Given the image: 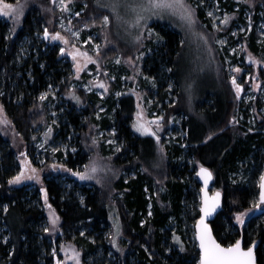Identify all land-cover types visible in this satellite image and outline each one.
Returning a JSON list of instances; mask_svg holds the SVG:
<instances>
[{
  "label": "trees",
  "instance_id": "obj_1",
  "mask_svg": "<svg viewBox=\"0 0 264 264\" xmlns=\"http://www.w3.org/2000/svg\"><path fill=\"white\" fill-rule=\"evenodd\" d=\"M4 1L17 3V0ZM28 1H36L37 4H30V7L35 8H30L23 20L0 23V104L23 140L21 146H15L0 132V264H55L57 257L52 255L51 250L56 248L52 240L57 237L80 249L83 264H91L89 259L101 253L104 260H97L93 264H198L200 252L187 242L184 229L200 219V204L196 194L199 183L193 182L191 177L196 169L202 167L213 172L214 186L224 188L223 210L211 224L216 239L224 246L242 239L244 248L253 246L255 242L258 245V264H264V224H258L259 217H251L241 229L233 222L235 215L249 210L254 203L258 193L256 185L231 182V177L248 165L247 161L251 157L258 161L255 154L258 149L264 148V137L260 134L244 136L243 129L228 127L234 107L224 67L221 80L225 97L209 93L204 102L196 106L194 114L183 119L181 129L183 133L186 132V136H179L175 145L165 148L164 158L158 152L156 138H143L133 131L137 114L134 95L122 96L109 106L111 118H106L101 126L104 129L114 128L118 142L123 144L120 153L113 152L114 161L122 166L127 164L129 171L137 173V178L129 182L124 178L118 181L117 195L124 196L119 199L116 197V203L109 202L107 194L99 187L72 186L71 183L75 182L73 178L62 181L63 176L54 175L53 169L47 172L50 156L45 165L34 164L48 173L44 176L42 188L29 190L32 185L9 183L22 172L23 159L29 160L35 155L33 146L40 135L37 130L52 122L51 104L42 101L40 95L53 85L59 89V94L66 96L70 93L72 83L70 65L59 58L60 49L57 45L43 50L46 43H41L38 59L36 53L23 65L18 64L19 46L26 39L34 40L49 21L47 10L50 0ZM219 1L223 3L224 0ZM90 2L95 5L92 0ZM255 2L254 20L258 25L264 21V0ZM197 17L202 25L210 22L203 7L197 10ZM240 20L245 21L242 20V14ZM158 29L164 44L145 63V71L157 79V91L152 90V96L157 92L158 103L162 106L159 110L164 112L165 109L166 116L170 118L188 111L176 73V60L182 43L177 32L163 27ZM258 39V29L255 28L247 38L248 48L254 55L259 53ZM224 61L222 59L223 65ZM173 84L175 90L167 88ZM231 85L235 89L233 82ZM244 88L242 86L243 91ZM177 94L179 102L173 104ZM78 95L79 99H85L87 108L79 110L80 100L76 101L78 96L74 94H71L74 102H69L63 113L61 107L55 108L62 117L60 128H55L57 132L60 130L57 135L67 137L73 133L78 136L74 141L76 153L69 152L66 157L60 149L56 154L58 164L71 169V172H78L89 162L90 148L86 143V135L89 123L97 124L95 107L98 98L95 95ZM158 103L153 109L158 108ZM25 152H28L27 156ZM154 152L155 161L150 159ZM123 156L126 160L120 163ZM188 157L193 161L192 167ZM144 167L148 168V172H142ZM154 168H160L163 171L161 173L168 176L161 203L153 198V189L157 188L153 180ZM149 192L151 196H148ZM151 203L152 212L149 208ZM259 205L263 204L259 202ZM48 207L54 209L60 219L53 236L46 233L43 226ZM174 228H178L183 243L180 241L177 244L171 240ZM113 229H121L123 234L119 247L109 242ZM116 233L119 234V231ZM5 236L7 242H3ZM123 249H127L125 257L120 256ZM109 254L117 258L116 262L108 260Z\"/></svg>",
  "mask_w": 264,
  "mask_h": 264
},
{
  "label": "rangeland",
  "instance_id": "obj_2",
  "mask_svg": "<svg viewBox=\"0 0 264 264\" xmlns=\"http://www.w3.org/2000/svg\"><path fill=\"white\" fill-rule=\"evenodd\" d=\"M95 5L91 4L90 0H50L49 21L42 27V33L36 34L34 40L26 39L19 47L18 64L23 65L24 61L32 55L39 54V45L46 43L43 50L57 45L59 49V58L63 63H68L71 68V90L66 96L59 94V89L53 85L48 91L42 93L40 97L44 102H50V110L52 122L44 124L37 132L40 134L37 141L34 142L35 155L28 159H23L22 172L26 176H32L31 179H23L18 185H32L29 190H34L36 187L44 186V176L50 170L54 175L63 176V180L73 178L80 186L99 187L108 196V201L113 202L116 197L119 199L123 194L117 195L116 185L119 180L124 178L126 182L137 178V173L133 170L129 171L128 165L115 163V155L121 152L123 144L118 142L116 131L110 127L104 129L101 125L106 118L110 119L108 113L109 106L122 98V96L132 94L137 102V114L133 121V131L136 135L143 138H156L158 141V152L165 157V148L176 144V138L179 136L185 137L186 132H182L183 119L194 114V110L198 104L204 102V99L209 93H215L220 97H225V89L221 78H223L222 68L224 67V75L227 76V88L229 96L234 107L233 113L228 119V127L231 129H243V135L260 134L264 137V21L255 23L254 12L256 8L255 0H224L220 3L219 0H186L194 13L195 25L189 27L178 14H173L171 11L163 12H141L136 5L146 3V0H92ZM18 2V0H17ZM25 0H19V3H24ZM33 2V1H32ZM27 0V7L24 9V14L19 19L14 15H5L0 13V23L7 24L11 21H21L25 18L30 7ZM4 4H10L3 0ZM33 2L32 5L35 6ZM117 3L119 5L117 12H113L111 5ZM17 3L13 4L16 5ZM203 7V12L208 17L209 24L202 25L197 17V10ZM101 10V12L99 11ZM7 12L8 10L5 9ZM243 11V13H241ZM79 13V15H77ZM211 13V15H209ZM242 20H245L242 22ZM46 15V13H45ZM103 15L101 18L100 16ZM109 16V22L105 25L103 17ZM142 15L144 19L137 21V17ZM229 19L224 23V18ZM158 27H163L166 30L177 32L181 38L182 48L178 59L176 60V73L181 91L187 106V112L180 115L166 116L167 112L161 109V104L158 103L157 92L152 96V90L157 91L156 81L145 71V63L157 54L158 48L164 44L160 36ZM47 28L50 34L60 32L62 36L68 39V43L63 40H53L51 35L47 40L44 39V30ZM258 29L260 46L258 55H254L248 48L247 38L252 31ZM232 29V31H229ZM78 33V35H74ZM12 36L11 38H13ZM139 37V39H137ZM202 37H206L207 41ZM91 38V39H90ZM97 45L99 48L97 49ZM75 53V58L73 54ZM86 53L87 55H83ZM91 57V60L88 59ZM39 55L36 56V59ZM222 59H225L224 65ZM239 68L240 71H236ZM162 76V74H161ZM233 77L236 79V84L240 85L239 95L235 85L233 89L231 83ZM103 83L104 87L100 84ZM242 86H245L244 91ZM159 87V86H158ZM179 87V88H180ZM170 90H175L174 84L167 86ZM235 90V91H234ZM78 93L83 96L95 95L98 98L96 105L95 118L97 124L89 123V132L86 135V143L90 148L89 162L95 164L98 168L96 179L80 180L75 175L76 172H71L67 168H62L56 157L59 150H63L64 154L69 152L76 153L74 147L76 136L73 133L67 137H60L57 134L60 130L62 121L61 115L55 111V108L61 107V113L66 109L69 102H74V94L78 97ZM52 96V98H48ZM174 98L173 104L179 102ZM73 99V100H72ZM84 99V98H83ZM79 99V110L87 108L85 99ZM77 101V99H76ZM158 103V108L153 109ZM160 111V112H159ZM144 124L150 128L156 135L151 132L144 133L137 131V126ZM167 130V131H165ZM0 132L10 139V143L15 146H21L23 140L12 127L4 108L0 104ZM78 137V136H77ZM188 148L187 145L184 146ZM28 152H25L27 156ZM258 161L250 158L244 168L238 170L231 177L233 184L240 182L247 185H256L258 193L255 201L249 210L244 211V222L250 219L257 208L254 205L260 202V184L261 176L264 172V148L258 149L255 154ZM48 156L51 158V163L47 165L49 170L46 172L40 166L48 162ZM156 152L150 157L155 161ZM189 165H193V161L187 158ZM126 157H122L120 163L124 162ZM164 160V159H163ZM81 167L78 171L83 172L85 167ZM31 169H36L33 173ZM154 182L157 185L153 189V198L158 203H161L162 196L166 192L165 181L168 176L161 173L160 168H154ZM148 170L144 167L142 172ZM192 174V181L198 183L197 172ZM150 171V170H149ZM148 172V171H146ZM161 173V174H160ZM20 174V172L18 173ZM71 186V185H70ZM201 186L197 187V196L199 201V209L201 208ZM220 191L224 194V188L214 186L212 193ZM151 196L150 192L149 195ZM115 202V201H114ZM116 203V202H115ZM264 209V205H260ZM152 212L153 206L150 204ZM47 218L44 220V231L50 236H53L58 228L59 216L54 209L48 207L46 209ZM152 217V213H150ZM149 215V216H150ZM239 215V214H237ZM234 216V224L241 229L242 225ZM55 221V223H53ZM258 224H264V215L258 219ZM195 223H190L185 227L186 240L189 244L198 250L196 242ZM47 229V231H46ZM114 230V229H113ZM119 231V234L116 232ZM178 228L172 230L173 242L183 243L182 237L178 233ZM123 234L120 230H114L110 237V244H115L119 247L123 240ZM7 242V236L3 242ZM56 248H52V255H56L55 264H83V253L73 243H67L64 240H52ZM131 245V243H129ZM103 252V251H102ZM127 249H123L120 253L121 257H125ZM78 254V255H77ZM102 254V253H101ZM90 258L89 263L93 264L97 260H104L101 256ZM117 258L113 254H109L108 260L116 262ZM54 264V263H51ZM199 264V262H198Z\"/></svg>",
  "mask_w": 264,
  "mask_h": 264
},
{
  "label": "snow or ice",
  "instance_id": "obj_3",
  "mask_svg": "<svg viewBox=\"0 0 264 264\" xmlns=\"http://www.w3.org/2000/svg\"><path fill=\"white\" fill-rule=\"evenodd\" d=\"M63 3V0H61ZM27 7V0H25L24 3H19V0L16 5L13 4H4L3 0H0V13H3L5 15H14L17 19H19L24 14V9ZM104 7H111L113 12H117V9L119 5L117 3H113L111 5H104ZM135 7L139 8L141 12L149 11V12H163V11H171L173 14H178L182 20L186 22V24L189 27H193L196 23L194 13L190 6L187 4L186 0H146V3L136 5ZM5 9L8 11L6 12ZM79 15V13H77ZM211 15V13H209ZM144 19L142 15H139L137 17V21ZM228 17L225 16L224 23H227ZM105 25L109 22V16L105 15L103 17ZM51 35V38L53 40L60 39L63 40L64 43H68V39L61 35L60 32H56L54 34H50L45 28L44 30V36L45 38H48ZM74 35H78V33H75ZM205 42L207 41L206 37H202ZM91 39V38H90ZM139 39V37H137ZM181 43H184L181 41ZM97 49L99 48V45L96 46ZM61 52L64 51L63 48L60 49ZM83 55H87L84 53ZM75 58V53L73 54ZM89 60H91V57H88ZM236 71H240L239 68L236 69ZM233 84L236 85L239 95V89L240 85L236 84V79L233 77ZM101 87H104V84H100ZM41 99H44L42 96ZM77 100H79V97H76ZM137 131L148 133L151 132L153 136L156 135L155 132H152L150 128L146 127L144 124H140L137 126ZM159 137H157V140ZM33 173L36 172V169H31ZM69 171H72L69 169ZM202 171L207 173L208 176H211V173L208 172L207 169H203ZM98 172V168L95 166V164H90L85 167V170L83 172H76L75 175L79 177L80 180H91L96 179V173ZM31 179L32 176H26L24 172H21L17 176L13 177L9 183H19L23 179ZM261 181L264 182V175L261 176ZM261 194H260V202L264 203V183H261ZM219 198V193H216V197L213 198L211 202H209L207 199H205V205L202 208V211L204 212L205 216L209 215L212 211L215 210L217 207V201ZM255 207H259L260 205H254ZM245 214L241 213L237 215L236 219L239 223L243 224V216ZM55 223V221H53ZM200 228L199 231V241H200V259L199 264H255V258H254V246L255 242H253V246L248 247L247 249H244L241 246V241L237 240L234 244H230L228 246H224L221 243L217 242V240L212 236L211 231L207 224L204 223V217H201L200 224L198 225ZM47 231V229H46ZM78 255V254H77ZM59 264V262H58Z\"/></svg>",
  "mask_w": 264,
  "mask_h": 264
},
{
  "label": "water",
  "instance_id": "obj_4",
  "mask_svg": "<svg viewBox=\"0 0 264 264\" xmlns=\"http://www.w3.org/2000/svg\"><path fill=\"white\" fill-rule=\"evenodd\" d=\"M202 168L207 169L208 172L211 173V176H208L207 173L203 172ZM202 168H200L197 172V181H198V183L202 189H201V193H200V198H201L200 219L197 221V223L195 225L196 242L198 244V251L199 252H200V247H199L200 241H199V235L198 234H199L200 228L198 227V225L200 224L201 217H204V223L208 225L212 236L216 239L211 224H212L213 220L216 218V216L218 214H220V212L223 210V197H224V194L220 191H216L214 193L211 192V190L214 187L215 176H214L213 172L211 171V169L206 168V167H202ZM263 175H264V172H263ZM261 183H264V182L261 181ZM261 191H262V189H261V184H260V194H261ZM216 193H219V198L217 201V207L209 215L205 216L204 212L202 211V208L205 205V199H207L209 202H211L213 200V198L216 197ZM261 204H264V203H261ZM262 215H264V209L258 208L252 217L257 218V217H260ZM240 241H241V246L244 248L243 240L241 239ZM217 242H219V241L217 240ZM257 247H258V245L255 244V246H254L255 264H258V258H257V254H256ZM244 249H247V248H244Z\"/></svg>",
  "mask_w": 264,
  "mask_h": 264
},
{
  "label": "flooded vegetation",
  "instance_id": "obj_5",
  "mask_svg": "<svg viewBox=\"0 0 264 264\" xmlns=\"http://www.w3.org/2000/svg\"><path fill=\"white\" fill-rule=\"evenodd\" d=\"M48 38H45V40H47Z\"/></svg>",
  "mask_w": 264,
  "mask_h": 264
}]
</instances>
